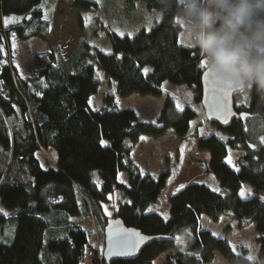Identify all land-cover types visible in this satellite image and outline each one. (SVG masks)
<instances>
[{"label": "trees", "instance_id": "trees-1", "mask_svg": "<svg viewBox=\"0 0 264 264\" xmlns=\"http://www.w3.org/2000/svg\"><path fill=\"white\" fill-rule=\"evenodd\" d=\"M43 2L0 0V203L5 210L0 213V264L83 263L92 246L87 224L96 221L104 233L111 218L104 204L116 190L121 197L114 217L170 239L152 241L135 259L110 263L93 248L95 264H154L177 243L184 247L171 253L168 264H210L217 251L231 264H254L229 240L202 227L203 217L213 222L232 218L240 228L255 225L264 258V93L253 88L240 94L248 101L236 103L239 116L225 128L217 124L226 139L196 134L198 147L210 152L207 169L219 184L188 181L170 197L168 217L149 211L167 187L169 170L158 175L143 170L133 151L143 135L160 136L170 128L184 138L197 111L189 105L178 109V99L167 95L155 121L140 120L134 108L119 107L117 98L134 92L161 96L169 81L191 87L201 103L206 67H197L192 51L197 48L181 39L177 0H125L129 11L144 2L160 12V21L133 35L109 34L110 52L94 46L86 54L90 49L78 47L64 57L54 46L37 72L23 76L6 49L15 38L49 32ZM72 2L82 9L96 6L94 0ZM10 17L15 21L6 23ZM102 76L116 81V92L95 109L88 101ZM43 150L55 153L54 164H43ZM233 150L242 151L235 167L227 162ZM245 183L251 190L241 195Z\"/></svg>", "mask_w": 264, "mask_h": 264}, {"label": "rangeland", "instance_id": "rangeland-1", "mask_svg": "<svg viewBox=\"0 0 264 264\" xmlns=\"http://www.w3.org/2000/svg\"><path fill=\"white\" fill-rule=\"evenodd\" d=\"M96 6L91 9L78 8L72 0H44L47 9L46 18L50 21V30L43 37L34 36L26 40L15 38L10 48L6 49L10 59L18 67L23 76H30L42 67L47 59L48 52L58 46L64 57H69L78 47L88 48L87 54L92 53L94 46L106 52L113 50L109 34L120 33L132 35L142 26L151 28L161 19L160 12L149 10L140 2L137 8L129 11L125 0H94ZM181 39L183 36L181 25ZM86 50V49H84ZM102 84L98 92L91 98L93 108H99L104 103L105 95L116 92V81L102 76ZM195 92L191 87L174 84L169 81L163 83V95H142L134 92L127 96L118 97L119 107L134 108L140 120L155 121L163 107L167 95L175 96L179 105H189L197 111V116L191 121L189 133L184 137L176 134L173 128L160 136L152 137L143 135L133 151L136 162L143 170L158 175L169 170L167 187L162 192L158 201L152 203L148 210L157 211L163 216H169V199L180 185L197 180L211 186L218 185L214 173L208 170L210 152L198 147L196 134L199 136L216 133L220 138L226 139L228 134L220 129L217 124L210 122L201 103L196 101ZM247 95L236 97V103L247 102ZM264 137V136H263ZM242 151L233 150L229 153L233 164ZM44 165L54 164L55 153L43 150L39 154ZM227 157V158H228ZM120 179L127 180V174L121 173ZM251 190L250 185L244 184L243 193L247 195ZM121 194L119 190L113 192L104 204L106 214L113 218L119 204ZM5 212L0 203V213ZM201 225L210 229L215 235L224 237L233 246L235 252L244 255L254 264H264V258L259 256V244L255 225L240 228L232 218H224L221 222H213L203 217ZM90 232L91 248L87 259L88 264H95L92 259L91 249L95 248L101 254L104 247V233L98 228L96 221L87 224ZM183 244L177 243L174 247L161 253L154 264H168V257L177 249H182ZM104 257V256H103ZM210 264H231L217 251L216 259Z\"/></svg>", "mask_w": 264, "mask_h": 264}, {"label": "clouds", "instance_id": "clouds-1", "mask_svg": "<svg viewBox=\"0 0 264 264\" xmlns=\"http://www.w3.org/2000/svg\"><path fill=\"white\" fill-rule=\"evenodd\" d=\"M191 47L234 89L264 93V0H177Z\"/></svg>", "mask_w": 264, "mask_h": 264}, {"label": "water", "instance_id": "water-1", "mask_svg": "<svg viewBox=\"0 0 264 264\" xmlns=\"http://www.w3.org/2000/svg\"><path fill=\"white\" fill-rule=\"evenodd\" d=\"M212 73H219L230 81L219 71L207 65L202 74L201 103L206 118L225 128L239 116L236 110V97L243 91L234 89L231 81L230 85H224L214 80ZM228 88L231 90L228 91ZM141 237H150V239L141 240ZM159 239L170 238L146 234L136 227L127 226L121 217H113L108 220L104 228L103 256L107 263L116 259H135L146 245ZM128 242L135 243L136 246L130 247Z\"/></svg>", "mask_w": 264, "mask_h": 264}, {"label": "snow or ice", "instance_id": "snow-or-ice-1", "mask_svg": "<svg viewBox=\"0 0 264 264\" xmlns=\"http://www.w3.org/2000/svg\"><path fill=\"white\" fill-rule=\"evenodd\" d=\"M15 19H16L15 17L6 18L5 22L7 23V22H10V21H15ZM178 22H179V18H178ZM120 34H121V35H124V33H122V32H121ZM129 35H132V34L129 33ZM192 51H193V54H195L196 57H197V60H196L197 67H201V68H202V67H206V66L208 65V61H207V59L203 58V57L200 55L198 49H193ZM143 71L145 72V74H147V72H148L149 70H148L147 68H145ZM212 77H213L214 80H216V81H220V82H221L222 84H224V85H230V81H228L225 77H223V76L220 75L219 73H212ZM227 90L230 91L231 89L228 88ZM88 103L91 104L92 101L89 100ZM176 107H177L178 109H180L181 106L179 105V103H177ZM181 110H182V109H181ZM244 115L246 116L247 114H244ZM105 143H106L105 141H101V144H102V145L105 144ZM261 143H264V137L261 138ZM253 147H254V145H253ZM227 162H228V164H230V165H232L233 167H235V165L233 164V161H232L231 157H228V158H227ZM241 195H244V193L242 192ZM5 215H7V213H5ZM147 239H150V237H141V240H147ZM128 246H130V247H135L136 245H135V243L128 242ZM249 259H251V257H249Z\"/></svg>", "mask_w": 264, "mask_h": 264}, {"label": "crops", "instance_id": "crops-1", "mask_svg": "<svg viewBox=\"0 0 264 264\" xmlns=\"http://www.w3.org/2000/svg\"><path fill=\"white\" fill-rule=\"evenodd\" d=\"M81 264H88V262H85V263L83 262V263H81Z\"/></svg>", "mask_w": 264, "mask_h": 264}]
</instances>
